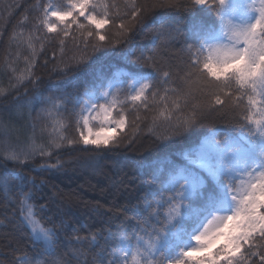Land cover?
Wrapping results in <instances>:
<instances>
[{
	"label": "trees",
	"instance_id": "16d2710c",
	"mask_svg": "<svg viewBox=\"0 0 264 264\" xmlns=\"http://www.w3.org/2000/svg\"><path fill=\"white\" fill-rule=\"evenodd\" d=\"M106 2L109 5L115 3L116 7L108 9L110 24L101 33L108 40L101 44L95 35L88 37L87 32H95V28L85 17H77V21L66 29L67 37L61 31L65 25L55 18L51 22L57 23V32L48 33L45 28L37 30V18L43 16V7L62 9L68 0H0V264H21L19 257L24 253L40 260L41 264L48 259L37 255L43 251V244L34 242L30 229L19 224L20 201L25 194L31 195L29 203L34 206L40 223L56 229L57 250L61 254L68 253L64 259L69 264H78L71 250L83 247L88 254L79 264H92V252L104 246L105 240L98 238L92 251L88 244L70 241L77 237L90 238L119 225H123L130 235L139 229L147 232L150 226L146 216L139 214L140 206L145 197L155 195L157 189L162 188L166 166L182 161L184 154L213 127L219 131L218 138L229 133L235 136L239 132L240 110L233 112L229 105L213 112L194 128L178 132L155 119L163 105L152 104L151 97L147 109L139 102L136 105L120 103L125 101L127 85L131 82L126 72L142 69L144 75L160 80L162 71H170L168 84L157 87L163 93L164 88L179 86L184 69L196 50V34L209 25L216 31L219 28L220 20L212 11L200 8L190 13L187 9L191 0H135L137 5L149 3L155 7L147 11L143 22L135 24L130 33L118 35L121 20L113 14L123 16L129 11L132 0ZM97 15L103 16L104 10L98 8ZM123 21L126 25L133 23L128 16H123ZM168 27L176 29L175 39L160 36L154 42L153 37ZM29 35L39 37L32 41L34 52L28 48ZM129 49L137 56L141 53L146 57L155 55L162 71L158 72L151 63H132L134 57L125 58ZM121 70L126 72L117 77L116 73ZM109 78L118 79L124 85L113 118H118L115 112L123 108L128 120V126L112 147L93 149L82 143L68 145L65 141L60 149H52L50 156H29L27 160L21 156L23 162L5 159V153L11 147L27 150L33 133L36 143L44 144L48 150V131L54 121L70 125L65 134L78 140L83 128L82 122L77 128L78 117L73 113V106L68 104L58 115L47 117L44 115L47 98L74 94L82 102L95 82ZM3 125L8 126L7 132ZM90 126L97 131L109 125L101 114L91 120ZM58 162L59 166L53 167ZM87 176L97 181V187L106 185V191L119 187L124 190L117 195L105 193L100 196V190L95 189V197L87 196L84 183ZM153 177L161 179L153 184ZM70 179L74 181L71 183L74 188L67 184ZM208 183L211 185L212 181L209 179ZM163 194L168 195L167 192ZM179 251V248L174 250L175 253ZM253 260L259 264L258 257Z\"/></svg>",
	"mask_w": 264,
	"mask_h": 264
},
{
	"label": "snow or ice",
	"instance_id": "6c2138e0",
	"mask_svg": "<svg viewBox=\"0 0 264 264\" xmlns=\"http://www.w3.org/2000/svg\"><path fill=\"white\" fill-rule=\"evenodd\" d=\"M109 7L116 5H109L106 0H68L62 9L45 6L35 27L37 30L45 28L48 33L57 32V23L51 22L55 18L65 25L61 31L67 37L66 29L77 21V17H85L95 28V32H87L88 37L95 35L103 44L108 40L101 33L110 24ZM152 7L155 5H137L132 0L129 11L123 14L133 21L127 25L123 16L114 13V18L121 20L118 35L130 33L135 24L143 22ZM98 8L104 10L103 16L97 15ZM200 8L212 11L222 22V28L216 31L209 25L196 34V50L184 69L180 85L164 88L161 93L157 85L168 84L171 72L158 67L155 55L146 57L141 53L137 56L129 49L125 53L126 59L134 57L131 62L135 64L151 63L158 72L162 71V79L146 76L142 69L126 72L131 82L127 85L125 101L120 103L136 105L139 102L147 109L151 97L152 104L163 105L155 119L178 132L194 128L213 112L229 105L233 112L240 110L239 132L235 136L229 133L218 138L219 131L213 127L184 154L182 161L166 166L162 188L157 189L155 195L145 197L140 206L139 214L146 216L150 226L147 232L139 229L130 235L123 225H119L90 238L77 237L70 241L88 244L92 251L98 238L105 240L104 246L92 252V264H256L253 257H258L259 264H264V0H260L259 8L236 0H191L187 10L192 13ZM225 17L234 19L226 20ZM175 34L174 28H162L153 40L155 42L160 36L175 39ZM34 39L39 37L29 35L28 48L33 52ZM122 91V82L109 78L95 82L82 102L74 94L63 98L49 96L44 115H58L61 108L71 104L78 117V129L82 122L79 139H71L65 134L70 125L54 121L48 131V150L44 144L36 143L33 133L27 150L11 147L5 153V159L23 162L21 156L24 160L29 156H50L51 150L60 149L65 141L68 145L82 143L93 149L112 147L128 126L123 108L115 112L118 118H113ZM101 114L109 126L93 132L90 122ZM3 127L7 132L8 126ZM56 166L59 162L53 167ZM160 179L153 177L152 183ZM165 192L168 195L165 196ZM30 199L31 195L25 194L20 201L19 224L30 229L34 242L43 244V251L37 255L48 257L44 264H69L64 259L68 253L61 254L57 250L56 229L40 223ZM191 241L197 246L193 247ZM177 248L180 251L175 253ZM87 254L83 247L71 250L78 264ZM19 259L21 264H41L27 253Z\"/></svg>",
	"mask_w": 264,
	"mask_h": 264
},
{
	"label": "rangeland",
	"instance_id": "374dc122",
	"mask_svg": "<svg viewBox=\"0 0 264 264\" xmlns=\"http://www.w3.org/2000/svg\"><path fill=\"white\" fill-rule=\"evenodd\" d=\"M230 2H231V0H230ZM236 2H239V3H241V4H245V3H251V4H254V6L256 7V8H259V6H260V0H236ZM256 13L255 12H253V15H255ZM225 19L226 20H228V19H234L233 17H225ZM221 28H222V22L220 21V25H219V28H218V30L217 31H220L221 30ZM126 71L125 70H121V71H119L117 74H116V76L117 77H119V76H121V75H123L124 73H125ZM112 126H114V125H112ZM98 131V130H97ZM93 132H95V131H93ZM85 134H87L86 132H85ZM69 183H67L69 186H71L72 188H74V185H72L71 183H73L74 181L73 180H69L68 181ZM97 181H95L94 179H91V177L89 178V176H87V177H85L84 178V183H86L85 185H87V189H88V191L85 193V195H87V196H92V197H95L97 194H94L93 193V190H95V189H99L100 191V193H99V195L100 196H103V195H105V193L106 194H109V193H111L112 195L114 194V195H117L118 193H121L120 192V190H124V188L123 187H119L118 189H116V188H111V189H108L107 191L105 190L106 188H107V186L105 185H103L102 187H97V183H96ZM118 183V182H117ZM73 193H74V191H72ZM74 196L76 195L75 193L73 194ZM75 198V197H74ZM98 198H100V197H98ZM75 200H77V199H75ZM85 200H87V199H85ZM206 222V221H205ZM191 243V245L193 246V247H195V246H197L196 245V242L195 241H191L190 242Z\"/></svg>",
	"mask_w": 264,
	"mask_h": 264
}]
</instances>
